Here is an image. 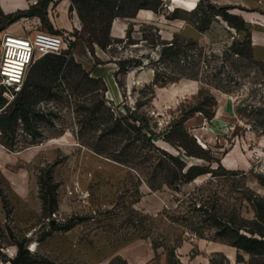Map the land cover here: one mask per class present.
Here are the masks:
<instances>
[{"label": "rangeland", "instance_id": "374dc122", "mask_svg": "<svg viewBox=\"0 0 264 264\" xmlns=\"http://www.w3.org/2000/svg\"><path fill=\"white\" fill-rule=\"evenodd\" d=\"M153 4L158 11L148 9L152 19L128 21L124 35H110L115 40L100 47L90 30L98 28L101 34L105 22L86 13L84 25L74 7L80 3L70 0L76 27L58 30L66 43L62 54L70 52L62 71L49 75L41 68L42 59L26 71L23 90H53L57 96L40 103L49 111L40 137L32 140L18 127L14 148L0 143V264H12L21 247L27 253L18 264L252 261L250 253L219 239L207 213L197 209L214 204L221 218L241 223L264 205V133L255 127V107L261 106L264 93V0H196L192 9L181 0ZM224 12L242 18L247 30L231 27ZM22 18L9 23L0 9V60L3 36L34 25ZM196 22L206 29H198ZM37 27L54 31L47 22L39 21ZM172 40L187 55L179 67L160 59L162 42ZM78 43L90 59V70L76 59ZM120 60L141 64L133 62L120 71ZM156 72L159 78L181 77L154 83ZM99 101L114 117L136 112L148 118L154 145L140 149L143 161L124 164L78 140L81 120L102 127L100 113L92 119L81 109ZM196 105L211 117L196 112L180 124L182 110ZM100 128L82 139L91 141ZM117 140L111 139L116 153L128 143ZM124 149L128 155L134 152ZM186 149L202 157L188 156ZM163 151L179 156L186 167L197 164L207 171L188 182L166 185L163 176L170 175L157 164L164 162ZM42 170L43 175L50 170L57 186V207L50 213L40 199Z\"/></svg>", "mask_w": 264, "mask_h": 264}, {"label": "trees", "instance_id": "16d2710c", "mask_svg": "<svg viewBox=\"0 0 264 264\" xmlns=\"http://www.w3.org/2000/svg\"><path fill=\"white\" fill-rule=\"evenodd\" d=\"M51 2L53 1L38 0L36 4L30 6L27 10H18L8 14L2 13L7 18L9 23L19 18L28 16H37L42 23H50L46 17V13L48 5ZM77 2H79L80 5H75L74 7L84 25L86 13L96 14L95 16L97 20L105 22V26L99 29V33L101 34H98V28H92L90 30L93 41H95L100 47H104L107 42L110 43V40H115L112 39L109 34L111 22L115 17L134 18L139 9H151L157 12L158 5H154L153 3L156 2L158 4L161 0H77ZM181 2L186 9H192L196 0H181ZM71 7L72 5L70 8ZM222 16L228 24L231 27H234L238 32L247 30L245 28V22L242 18H238V16L227 12H224ZM234 19L239 20V22H235ZM196 25L200 30L206 29L207 27L200 26L199 23ZM47 30L52 33H59L58 30L55 29L54 31L51 29ZM126 34L129 38V31H127ZM190 42L194 45L196 44L194 40H190ZM74 46L75 42H70V48H74ZM182 46L183 45L174 40L171 42H162L160 52L161 61L170 60L175 63V67H179L178 62L182 59H187V55L182 50ZM63 52L64 51L60 54H46L36 61L42 59L40 64L43 71L49 72V75L51 76H58L65 65L66 54L70 53L66 52L62 54ZM226 52L240 55L238 50L228 49ZM225 55L228 54L225 53ZM133 62L136 65L141 64L140 60H120L118 63L119 70L124 71L127 65ZM178 70H181V68H178ZM168 77L159 78V75L156 72L153 82H164V80L168 79ZM180 77L181 76H170V79L168 80L174 81ZM27 86L28 85H26V87ZM56 96L57 94L53 92V90H23V85L15 99L7 104H5V99L0 95V143L8 148H14V134L18 127H20L23 132L33 137L32 140L36 137H40L42 134V125H45L48 119L47 116L49 115L48 109L41 106V101H47L51 98H55ZM260 103L261 106L255 107V115L258 117V120H255V127L261 133H264V93ZM81 109L89 112V115L93 117L92 119H94L95 114L100 113L103 120V122H100L102 125L101 128L100 126L93 124L90 120H81L80 126H78V140H80L82 144L90 147L95 153L104 155L124 164L130 163L136 165L145 158H142L139 155L140 149L142 150L146 147V145L153 147L154 144L151 141L154 132H152L149 128V120L146 116H139L136 112H132L130 114L126 112L114 117L112 113H108V110L103 107V103L101 101H99L97 105H94L93 108L82 107ZM196 112H203L207 118L211 117L210 111L196 105L191 106L188 110H182L179 123L181 124V122L186 121L189 116ZM98 128H100L99 135L94 137L91 141L82 139L87 131L94 132V130ZM181 129L185 132L184 128L181 127ZM112 138H117V142L124 140L128 143L124 147H121L118 153H116V148L112 149L111 146ZM114 145L117 146V144ZM127 147L134 149L132 155H128L124 152V148ZM163 154H165V159L162 160L164 162H158L157 164L158 166H161L162 171H168V175H170L165 176L164 174L163 176L165 180L162 183L166 185H171L175 182L178 184L188 182L195 176L203 174L207 171L205 166L197 164H192L186 167V162L177 155L168 154L164 151ZM185 154L188 156L201 155L199 152H194L190 149H186ZM43 174L42 170L38 177L40 199L42 201L43 210L50 213L57 207V186L50 174V170H47L45 175ZM167 177L170 178L167 179ZM150 187L158 188V185L150 184ZM197 211H203L204 214L207 213V217L210 221H212V226L218 229L217 237L219 239L230 246L236 247L238 250H244L252 255V261L249 264H264V205H259L255 208L254 218L248 221L240 219L241 223L236 222V220L231 217L226 220L221 218L218 215L219 209H217V206L214 204L209 206H206L205 203L201 204L199 205ZM243 230L245 232H243ZM24 252L27 253V251H23L21 247L17 251V256L12 260V264H18V261Z\"/></svg>", "mask_w": 264, "mask_h": 264}, {"label": "built area", "instance_id": "2783aa9c", "mask_svg": "<svg viewBox=\"0 0 264 264\" xmlns=\"http://www.w3.org/2000/svg\"><path fill=\"white\" fill-rule=\"evenodd\" d=\"M36 0L33 4H36ZM62 33L32 27L20 34L6 33L1 40L0 89L6 103L20 92L26 71L46 54H60L65 49Z\"/></svg>", "mask_w": 264, "mask_h": 264}, {"label": "crops", "instance_id": "0c3cea01", "mask_svg": "<svg viewBox=\"0 0 264 264\" xmlns=\"http://www.w3.org/2000/svg\"><path fill=\"white\" fill-rule=\"evenodd\" d=\"M34 0H0V9L3 13H13L18 10H27L33 6ZM53 2L48 5L46 17L56 30L68 32L76 27V20L72 15L70 8V0H52ZM154 13L148 9H139L134 18L115 17L110 26V35L113 37H121L125 33L128 21H146L152 19ZM21 21L34 24L32 27H37L39 18L37 16L23 17ZM76 59L86 69H91L90 59L86 57L85 51L81 43L76 44L74 50ZM93 70V69H92Z\"/></svg>", "mask_w": 264, "mask_h": 264}, {"label": "bare ground", "instance_id": "6f19581e", "mask_svg": "<svg viewBox=\"0 0 264 264\" xmlns=\"http://www.w3.org/2000/svg\"><path fill=\"white\" fill-rule=\"evenodd\" d=\"M197 113H199V112H197ZM35 248V247H34ZM32 250V249H31Z\"/></svg>", "mask_w": 264, "mask_h": 264}]
</instances>
